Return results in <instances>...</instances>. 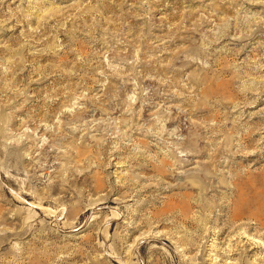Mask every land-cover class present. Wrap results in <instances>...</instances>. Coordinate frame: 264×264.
<instances>
[{"label":"rangeland","instance_id":"374dc122","mask_svg":"<svg viewBox=\"0 0 264 264\" xmlns=\"http://www.w3.org/2000/svg\"><path fill=\"white\" fill-rule=\"evenodd\" d=\"M0 264H264V0H0Z\"/></svg>","mask_w":264,"mask_h":264}]
</instances>
